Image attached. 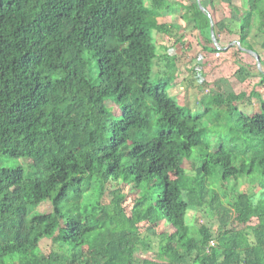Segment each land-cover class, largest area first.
Here are the masks:
<instances>
[{"label":"trees","instance_id":"obj_1","mask_svg":"<svg viewBox=\"0 0 264 264\" xmlns=\"http://www.w3.org/2000/svg\"><path fill=\"white\" fill-rule=\"evenodd\" d=\"M201 4L0 0V163L32 161L0 167V264H264V0L229 3L236 27ZM181 8L206 50L224 32L260 56L255 115L239 109L245 92L182 105L171 67L152 82L153 32L179 40ZM211 116L229 123L227 144L206 138Z\"/></svg>","mask_w":264,"mask_h":264},{"label":"rangeland","instance_id":"obj_2","mask_svg":"<svg viewBox=\"0 0 264 264\" xmlns=\"http://www.w3.org/2000/svg\"><path fill=\"white\" fill-rule=\"evenodd\" d=\"M170 2H183L188 4V6L194 4L196 0H169ZM149 2V0H147ZM204 7H208L211 4V0H201ZM214 3V15L215 18H221L222 13L231 16L227 19L230 25H235L239 23L238 18L235 13L232 12L230 15L229 3L236 4L240 6L242 0H213ZM183 17L182 22L185 24L184 28L179 31L182 35L179 40H177L174 35H168L158 31H154V41L158 48V57L153 63V74L152 82H158L164 73L171 67L176 70L179 76L178 80L181 83L179 87H173L170 89V94L175 96L182 105H194L196 100L202 99L210 90H215L222 92L225 89V83L227 82L232 88V93L240 94L245 92L247 98L244 99L240 104L239 109L248 115H255L257 112L258 104L254 101L251 96L252 91H254L255 84L259 82V71L260 68L257 65V61L254 55L249 53H240L238 47L235 43L233 37L228 34L221 33V49L219 52H210L206 50L203 45L200 44L198 40V30L195 27V22L190 21L187 18L188 10L186 8H181L177 12L178 15ZM177 17L172 18L176 20ZM233 19V20H232ZM233 21V22H231ZM234 23V24H233ZM236 27V25H235ZM219 33V31H218ZM264 58V53H263ZM246 67L251 73V78L247 80L244 84L238 82L237 73L240 72V67ZM95 78V77H94ZM221 84V86H220ZM224 93V92H222ZM226 94V93H224ZM263 94V93H262ZM264 97V94H263ZM116 111L119 110V105H114ZM193 107V106H192ZM204 106L194 107V112L204 111ZM215 110L217 108L215 107ZM227 115V114H226ZM215 117L211 116L206 119L205 125L210 128V134L206 136L208 141H210L214 146L219 142L224 141V143L229 142V123L222 122L219 126L215 120ZM234 126L231 123L230 128ZM228 127V130L226 128ZM13 156L16 159L7 158L0 163V167L13 168L16 166H22L28 170V165L31 164V160L28 158H23L20 153L13 152ZM193 172V171H190ZM256 177H260V172H256ZM112 199L106 198V201L110 202ZM41 213H51L52 207L50 204L42 206L40 209ZM37 212V211H36ZM189 222L192 225H209L214 235H217V230L219 227L218 219L210 215H205L197 211H191ZM172 226L162 223L161 231H169ZM156 248L158 249L160 240L158 237H154ZM53 248V242L51 239L44 240L41 243V249L44 253H49ZM152 255V254H151Z\"/></svg>","mask_w":264,"mask_h":264},{"label":"water","instance_id":"obj_3","mask_svg":"<svg viewBox=\"0 0 264 264\" xmlns=\"http://www.w3.org/2000/svg\"><path fill=\"white\" fill-rule=\"evenodd\" d=\"M197 1H199L200 4H201V0H197ZM201 7H202L203 10H206L207 9L202 4H201ZM211 37H212L214 43L217 44V39H216V36L214 34V28H213V23L212 22H211ZM248 53L251 54V55H254V57H256L258 67L261 68V59H260V56L257 53L252 52V51H248Z\"/></svg>","mask_w":264,"mask_h":264},{"label":"crops","instance_id":"obj_4","mask_svg":"<svg viewBox=\"0 0 264 264\" xmlns=\"http://www.w3.org/2000/svg\"><path fill=\"white\" fill-rule=\"evenodd\" d=\"M222 14H224V13H222ZM224 15H227V14H224ZM223 18V15H222V17L221 18H218V19H222ZM199 40V39H198ZM231 44H235V43H231ZM223 49V48H222ZM238 81V80H237ZM239 82V81H238ZM223 83H225V89H223V92L224 93H226V94H230V93H232V88L228 85V81L227 82H223ZM226 85H228L229 87H230V89L228 88V87H226ZM220 86H221V84H220Z\"/></svg>","mask_w":264,"mask_h":264},{"label":"built area","instance_id":"obj_5","mask_svg":"<svg viewBox=\"0 0 264 264\" xmlns=\"http://www.w3.org/2000/svg\"><path fill=\"white\" fill-rule=\"evenodd\" d=\"M228 85H229V84H228ZM228 85H226V87H228V88L230 89V87H229L230 85H229V86H228Z\"/></svg>","mask_w":264,"mask_h":264}]
</instances>
